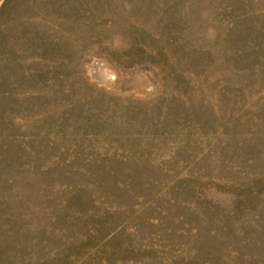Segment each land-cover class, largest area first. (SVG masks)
<instances>
[{"label":"rangeland","instance_id":"374dc122","mask_svg":"<svg viewBox=\"0 0 264 264\" xmlns=\"http://www.w3.org/2000/svg\"><path fill=\"white\" fill-rule=\"evenodd\" d=\"M0 264H264V0H0Z\"/></svg>","mask_w":264,"mask_h":264}]
</instances>
